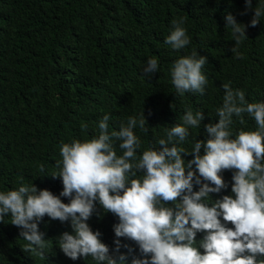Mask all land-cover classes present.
<instances>
[{
  "label": "trees",
  "instance_id": "1",
  "mask_svg": "<svg viewBox=\"0 0 264 264\" xmlns=\"http://www.w3.org/2000/svg\"><path fill=\"white\" fill-rule=\"evenodd\" d=\"M256 7H264V0H252L251 9L245 0H0V192L35 184L60 196L62 180L52 176L60 171V146L98 136V123L106 114L110 132L126 125L129 117L144 114L148 130L134 129L141 140L139 157L144 150L161 149L157 141L182 124L189 109L202 111L205 119L200 127L189 128L179 146L190 151L196 140L206 141L204 125L218 122L224 83L243 90L249 103L264 102V14L257 26L250 25ZM228 14L246 26L239 45L226 27ZM181 18L190 44L176 51L165 41L174 30L172 22ZM234 47L243 58L236 57ZM193 50L207 57L202 72L208 83L203 95H180L170 70ZM152 57L158 58L159 70L145 78L142 69ZM232 119L233 138L257 128L247 114L243 124L240 117ZM116 151L122 154L118 142ZM182 158L187 162L193 156ZM234 171L221 173L228 186L210 194L212 200L234 198ZM193 190L199 186L194 184ZM87 223L101 233L110 253L126 255V264L144 258L126 238H119L120 251L114 252L119 218L98 202ZM38 228L47 242L44 255L23 250L28 242L20 235L22 229L6 215L0 221V264H97L90 256L73 261L59 248L64 232L74 234L70 220L62 223L45 215ZM203 235L197 233V241Z\"/></svg>",
  "mask_w": 264,
  "mask_h": 264
},
{
  "label": "clouds",
  "instance_id": "2",
  "mask_svg": "<svg viewBox=\"0 0 264 264\" xmlns=\"http://www.w3.org/2000/svg\"><path fill=\"white\" fill-rule=\"evenodd\" d=\"M245 2L251 9L252 0ZM262 14L264 7L254 9L252 27L260 23ZM225 19L239 45L246 37V26L231 14ZM172 23L174 30L165 42L179 51L190 44V37L182 27V18ZM232 51L243 58L235 47ZM206 64L207 57L196 50L177 59L170 70L176 92L203 95L208 83L202 72ZM158 70V58L152 57L142 73L152 78ZM222 87L218 122L204 125L208 138L196 140L190 151L179 145L190 135L189 128L200 127L205 119L202 111L194 114L187 110L183 123L171 127L167 138L157 141L161 149L144 150L139 157L141 140L134 129L148 130L144 114L129 117L126 125L122 123L119 130L111 132L106 114L98 123V136L60 146V171L52 175L62 180L60 196L38 190L35 184L0 192V221L10 213L11 223L22 229L20 235L28 242L23 250L44 255L47 242L38 223L45 215L62 223L70 220L74 234L64 232L59 237V248L66 257L75 261L90 256L97 264H126V255L110 253L100 240L101 233L93 232L87 223L98 202L105 212L119 218L114 225L118 238L114 252L120 251L119 238L138 245L144 258L134 257L131 264H264L260 259L264 257V102H247L245 92L234 90L230 82ZM244 114L254 119L257 128L241 130L233 138V115L243 124ZM116 142L121 155H117ZM182 154L193 158L186 162ZM225 170H235L234 198L224 195L212 200L210 194L228 186L221 175ZM40 171H44L42 165ZM194 184L198 191L193 190ZM61 196L70 202H62ZM229 223L233 227H228ZM197 233H204L199 241Z\"/></svg>",
  "mask_w": 264,
  "mask_h": 264
}]
</instances>
